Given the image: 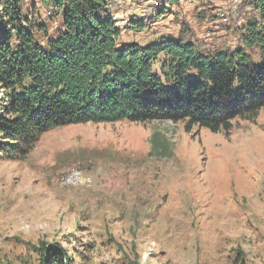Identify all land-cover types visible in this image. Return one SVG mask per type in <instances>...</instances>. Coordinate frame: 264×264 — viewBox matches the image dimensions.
<instances>
[{
    "label": "rangeland",
    "instance_id": "1",
    "mask_svg": "<svg viewBox=\"0 0 264 264\" xmlns=\"http://www.w3.org/2000/svg\"><path fill=\"white\" fill-rule=\"evenodd\" d=\"M108 2L120 46L170 35L233 52L260 19L252 0ZM21 5L49 35L61 30L51 0ZM2 98L0 86V111ZM74 172L89 177L64 186ZM43 244L70 264H264V108L218 131L88 122L44 133L24 159L0 151V264H41Z\"/></svg>",
    "mask_w": 264,
    "mask_h": 264
},
{
    "label": "trees",
    "instance_id": "2",
    "mask_svg": "<svg viewBox=\"0 0 264 264\" xmlns=\"http://www.w3.org/2000/svg\"><path fill=\"white\" fill-rule=\"evenodd\" d=\"M51 1L62 20L54 36L23 16L21 0H0L6 157L26 158L44 133L71 124L171 120L218 131L264 108V0H252L260 19L243 27V46L215 54L170 35L120 46L108 0ZM41 252V264H70L59 244Z\"/></svg>",
    "mask_w": 264,
    "mask_h": 264
},
{
    "label": "bare ground",
    "instance_id": "3",
    "mask_svg": "<svg viewBox=\"0 0 264 264\" xmlns=\"http://www.w3.org/2000/svg\"><path fill=\"white\" fill-rule=\"evenodd\" d=\"M81 174H79L78 172H74L73 174H71L69 176V178L63 183L64 186L70 185V184H78V182L80 180H82V178L80 177Z\"/></svg>",
    "mask_w": 264,
    "mask_h": 264
},
{
    "label": "built area",
    "instance_id": "4",
    "mask_svg": "<svg viewBox=\"0 0 264 264\" xmlns=\"http://www.w3.org/2000/svg\"><path fill=\"white\" fill-rule=\"evenodd\" d=\"M80 177H89V175H86V174L84 173V176H80Z\"/></svg>",
    "mask_w": 264,
    "mask_h": 264
}]
</instances>
